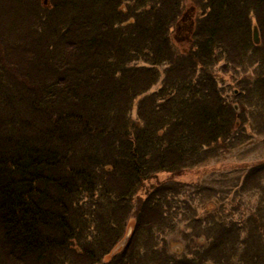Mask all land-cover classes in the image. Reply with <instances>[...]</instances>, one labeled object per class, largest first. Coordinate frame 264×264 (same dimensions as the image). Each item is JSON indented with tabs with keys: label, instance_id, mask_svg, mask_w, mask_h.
<instances>
[{
	"label": "trees",
	"instance_id": "1",
	"mask_svg": "<svg viewBox=\"0 0 264 264\" xmlns=\"http://www.w3.org/2000/svg\"><path fill=\"white\" fill-rule=\"evenodd\" d=\"M16 1L39 16L19 39L17 23L0 22V55L16 71L0 66V264H110L76 245L92 238L96 249L106 247L132 212L135 188L157 171L178 174L236 142L233 111L195 77L202 66L213 72L220 57L224 66L238 61L237 45L251 49L242 37L247 10L264 25V0H207L213 10L201 29L195 24L192 54L178 52L170 37L181 0H50L43 12ZM115 4L130 20L119 25L104 9ZM161 65L175 72L148 94ZM146 203L112 257L117 264L136 226L156 212ZM220 245L212 248L218 261Z\"/></svg>",
	"mask_w": 264,
	"mask_h": 264
},
{
	"label": "rangeland",
	"instance_id": "2",
	"mask_svg": "<svg viewBox=\"0 0 264 264\" xmlns=\"http://www.w3.org/2000/svg\"><path fill=\"white\" fill-rule=\"evenodd\" d=\"M24 2H34L37 4L35 8L42 12L51 8L50 0ZM122 2L124 6H129L132 0ZM180 2L184 6L176 18L177 26L171 29L175 38L173 42H176L174 46L178 52L192 54L198 40L192 34L195 28L193 23L198 24L197 27L201 29L199 24H202L205 14L213 10V4L207 0ZM118 4L114 7L105 5L104 9L114 15L112 18L120 25L130 20L131 14H119ZM98 7L95 5L93 10ZM25 9L27 8L16 0H0V11L5 12L0 22L6 27L17 23L18 37L14 39H19L20 32L29 34L27 27L32 25V21H38L39 14L29 15L28 9ZM255 11L247 10L249 21H246L242 37L243 41L251 40L252 25L256 24L260 42H251V49L247 45L243 47L244 50L237 45L238 61L224 66L225 59L220 57L213 72L203 66L202 69L198 67L195 77L196 86H204L205 89L206 86H211L230 111H233L232 134L237 138L234 145L231 148L230 144L227 147L219 146L211 157L207 156L209 158L206 161L181 169L178 174L157 171L144 180L142 186L135 188L132 212L125 215L122 228L117 227L116 234L108 241V245L96 249L92 238H84L76 245L79 250L78 245H81V250H86V255L93 251L100 258V263L102 260L117 264L118 258L115 260L112 257L120 252L127 240L125 226L128 229L133 227L134 216L138 214L140 207L145 208V205L148 206L146 202H149L156 212L150 214L146 219L148 222L136 226L134 237L127 246L125 259L120 264H254L252 261L264 264V89L260 90V86H264V25L258 21V13ZM2 24L0 23V33L6 29ZM46 30L40 25L38 32ZM227 40H231L236 46V39ZM253 46L259 47L254 50ZM249 50L252 55L248 53ZM0 60V66L5 68V72H10L11 76L16 74L8 57L6 61V55H0ZM135 65L148 66L143 61H137ZM164 69L165 72L167 70L166 73ZM157 70L158 79L151 85L153 87L148 94L158 90L163 85L162 81L170 80L175 72L166 65L159 66ZM18 80L28 83L27 78L19 77ZM142 99L143 96H140L135 101L133 118L137 117V106ZM101 222L106 225L105 221ZM95 224L94 220V226ZM108 224L113 223L108 221ZM216 242L221 244L219 248L222 250L219 261L214 256L216 250L213 252L212 249ZM105 253L107 254L104 256Z\"/></svg>",
	"mask_w": 264,
	"mask_h": 264
},
{
	"label": "water",
	"instance_id": "3",
	"mask_svg": "<svg viewBox=\"0 0 264 264\" xmlns=\"http://www.w3.org/2000/svg\"><path fill=\"white\" fill-rule=\"evenodd\" d=\"M253 42L255 44H258L260 42V38H259V33H258V29L256 26L253 27ZM236 108V107H235ZM130 232H131V227L127 230V234H126V237L128 238L129 235H130ZM126 238V239H127ZM180 247V246H178ZM175 251H178V248H175L174 249Z\"/></svg>",
	"mask_w": 264,
	"mask_h": 264
},
{
	"label": "flooded vegetation",
	"instance_id": "4",
	"mask_svg": "<svg viewBox=\"0 0 264 264\" xmlns=\"http://www.w3.org/2000/svg\"><path fill=\"white\" fill-rule=\"evenodd\" d=\"M185 40H186V37H185ZM187 40H188V38H187Z\"/></svg>",
	"mask_w": 264,
	"mask_h": 264
}]
</instances>
